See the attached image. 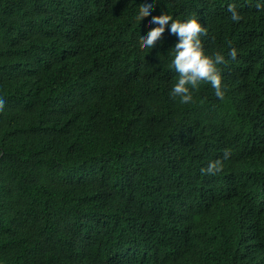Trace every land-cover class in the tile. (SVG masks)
<instances>
[{"label":"trees","instance_id":"trees-1","mask_svg":"<svg viewBox=\"0 0 264 264\" xmlns=\"http://www.w3.org/2000/svg\"><path fill=\"white\" fill-rule=\"evenodd\" d=\"M141 4L0 0V264H264V8ZM161 12L225 54L222 99L169 96Z\"/></svg>","mask_w":264,"mask_h":264},{"label":"clouds","instance_id":"clouds-1","mask_svg":"<svg viewBox=\"0 0 264 264\" xmlns=\"http://www.w3.org/2000/svg\"><path fill=\"white\" fill-rule=\"evenodd\" d=\"M255 8H264V0H253ZM157 0H142L138 15L144 17L147 12L153 10ZM229 19L238 22L242 19L233 3L227 4ZM154 25L146 31H142V44L147 49H152L160 40L162 33L167 31L176 37L175 43L167 50L169 56L168 68L176 74L174 82L169 89V96L178 99L180 104H189L193 101L194 93L203 84L212 89V94L222 99L225 87L219 66L227 63L225 54L221 51L207 53L202 45L201 37L206 34V27L195 16L185 19L173 18L165 12L151 16ZM227 57L235 59L236 49L229 48ZM230 153L223 152V159H227ZM222 159L217 157L209 159L205 166L200 168L202 174L214 175L220 171Z\"/></svg>","mask_w":264,"mask_h":264}]
</instances>
